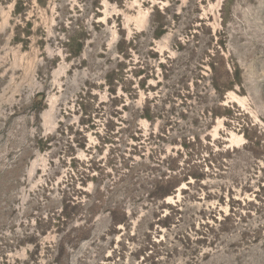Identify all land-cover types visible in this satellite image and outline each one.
Segmentation results:
<instances>
[{"label": "rangeland", "instance_id": "rangeland-1", "mask_svg": "<svg viewBox=\"0 0 264 264\" xmlns=\"http://www.w3.org/2000/svg\"><path fill=\"white\" fill-rule=\"evenodd\" d=\"M0 264H264V0H0Z\"/></svg>", "mask_w": 264, "mask_h": 264}, {"label": "trees", "instance_id": "trees-1", "mask_svg": "<svg viewBox=\"0 0 264 264\" xmlns=\"http://www.w3.org/2000/svg\"><path fill=\"white\" fill-rule=\"evenodd\" d=\"M160 192H161V194L159 193L160 196H165V195H168L170 191H164V190L161 189ZM156 195H157V194H156Z\"/></svg>", "mask_w": 264, "mask_h": 264}]
</instances>
